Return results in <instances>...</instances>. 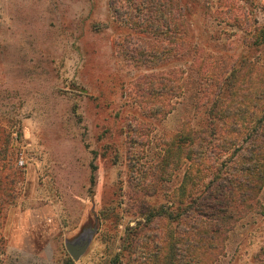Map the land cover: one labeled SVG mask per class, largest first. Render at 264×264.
Segmentation results:
<instances>
[{"label": "rangeland", "instance_id": "374dc122", "mask_svg": "<svg viewBox=\"0 0 264 264\" xmlns=\"http://www.w3.org/2000/svg\"><path fill=\"white\" fill-rule=\"evenodd\" d=\"M220 1L117 0L115 13L110 0H0V264H109L118 252L119 264H193L186 248L168 254L182 225L129 229L146 223L137 200L165 202L137 190L165 135L194 118L184 95L163 99L176 105L169 116L151 115L165 104L148 99L155 80L192 64L218 74L243 42H260L249 51L263 58L264 0L228 1L237 27L205 14ZM184 22L193 49L180 57L172 43ZM216 264H264V212L241 223Z\"/></svg>", "mask_w": 264, "mask_h": 264}, {"label": "trees", "instance_id": "16d2710c", "mask_svg": "<svg viewBox=\"0 0 264 264\" xmlns=\"http://www.w3.org/2000/svg\"><path fill=\"white\" fill-rule=\"evenodd\" d=\"M228 1H220L218 12L207 6L205 14L210 18L230 15L231 27H237L240 17L232 16L233 4ZM110 7L116 13L117 0H110ZM188 13L186 3L182 16ZM183 25L172 43L180 57L193 49L191 28L185 22ZM248 26L241 31L251 33ZM242 46L238 57L222 60L218 74H212L209 66L196 72L192 64L189 72L176 69L161 75L152 84L160 85L159 91L148 92V99L153 101L184 95V106L194 118L188 116L181 128L165 135L149 184L137 190L148 198L162 195L165 202L156 206L137 200L146 223L139 222L129 230L145 229L156 219L182 225V236L169 238L168 254L186 248L193 264H216L226 256L228 241L241 223L264 212V55L256 59L249 51L260 47V42H243ZM187 74L190 90L185 92ZM163 102L150 110L151 115L167 117L176 109L171 101ZM175 169L182 171L181 179L177 186H169ZM121 258L118 252L109 264H119Z\"/></svg>", "mask_w": 264, "mask_h": 264}, {"label": "water", "instance_id": "95a60500", "mask_svg": "<svg viewBox=\"0 0 264 264\" xmlns=\"http://www.w3.org/2000/svg\"><path fill=\"white\" fill-rule=\"evenodd\" d=\"M68 248H69L70 252H71V253H73V250H72V248H71V247H68Z\"/></svg>", "mask_w": 264, "mask_h": 264}]
</instances>
